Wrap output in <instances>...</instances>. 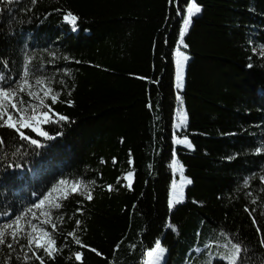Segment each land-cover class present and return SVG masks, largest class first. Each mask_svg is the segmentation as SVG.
Returning a JSON list of instances; mask_svg holds the SVG:
<instances>
[{
    "label": "trees",
    "instance_id": "1",
    "mask_svg": "<svg viewBox=\"0 0 264 264\" xmlns=\"http://www.w3.org/2000/svg\"><path fill=\"white\" fill-rule=\"evenodd\" d=\"M190 1L0 0V86L15 87L27 64L30 84L60 93L54 105L44 98L50 122L39 125L53 139L20 129L40 148L0 127V229L18 216L26 225L61 180L92 194L67 191L59 209L48 206L58 252L37 250L45 264H140L157 240L162 264H230V241L247 249L242 264H264V0H194L201 12L179 45ZM177 46L189 57L182 90ZM175 94L187 115L179 131ZM174 158L192 182L170 211ZM129 171L131 189L121 181ZM26 245L23 233L14 249L0 245V264H40Z\"/></svg>",
    "mask_w": 264,
    "mask_h": 264
},
{
    "label": "snow or ice",
    "instance_id": "2",
    "mask_svg": "<svg viewBox=\"0 0 264 264\" xmlns=\"http://www.w3.org/2000/svg\"><path fill=\"white\" fill-rule=\"evenodd\" d=\"M8 4H11L14 2V0H6ZM35 2V0H33ZM201 12V7L197 5V3L190 2L186 9V15H184L182 28L179 34V45H184V37L186 33L189 30V27L192 23L193 17L198 15ZM183 15V14H182ZM64 19L71 23L73 26L77 24L78 17L74 15L71 12H68ZM186 47V45H185ZM175 64H176V76H175V87L177 90H182L184 87V69L185 64L189 60V57L181 51L180 47L177 46L175 50ZM251 67V65H249ZM29 76V69L28 65L25 64V70L23 73L22 81L19 83H16L15 87H2L0 86V127H7L10 129H15L19 133L20 139L24 141H28L31 145H34L36 148H40L41 144L35 140L30 139L28 135H26L24 132L20 131V129H27L30 128L32 132H36L38 135L45 137L49 140L53 139L52 136H50L47 132L42 131L39 127L40 124H47L50 122V115L49 113L52 111L49 105L45 103V99L41 98V96L36 92L33 91V87L39 88L41 85H46L47 81L43 79L37 78L35 80V84L32 85L29 83L28 77ZM0 79H3V77H0ZM28 89L27 91V97L28 99L21 98V94L25 92V89ZM53 93L52 87L49 85L47 87V90L43 92L44 97H49L50 94ZM70 94V93H69ZM60 93L55 92L51 95V103L54 105L59 100ZM36 100L38 101L37 104L31 103V101ZM177 101L180 102L181 107L178 111L179 116V122L175 125L176 129L179 131L182 129L183 126L186 125L187 122V115L183 111L182 106V99L181 96L177 95ZM68 105L71 106L72 102L67 101ZM47 108L48 111H43L39 114V116L33 115L31 117L32 120H35L37 122V126H33L31 123L28 122L27 113L29 109H36V108ZM58 118L55 122L59 121H67L68 117L60 114H55ZM6 117V119H5ZM177 133H174V136H177ZM5 141L0 140V144H4ZM175 145H185L189 149L192 148V144L185 138V139H174ZM258 153L261 151V149L256 150ZM175 155V153H174ZM115 158H113V163H115ZM131 159L129 160V164H131ZM178 161L174 158L171 164V167L173 169V172L175 173L177 171ZM19 167V165H17ZM179 172L181 173V184L187 185L190 184L192 181L190 179H186L183 176V166L179 165L178 167ZM132 177L133 173L129 171L127 175L124 177L125 180L128 181L127 185H124L125 187H128L131 189L132 186ZM262 182H264V177L261 178ZM119 178L117 180V183H119ZM61 185L68 183L65 180H61L59 182ZM245 185H247V181H245ZM176 181L173 180L172 183V189L174 190L176 188ZM56 189H53L55 191ZM73 192L79 193L80 195H84L85 199L91 200L92 194L91 191L86 184H81L79 181L73 182ZM108 191L113 190L112 185L107 186ZM66 198V197H65ZM49 199L48 196H45L44 199L40 200L39 204L35 205L36 208H40L42 205L45 204V201ZM184 200L183 195L181 194L178 198L173 199L172 195L170 193V198L168 200V207L171 211L176 204L182 203ZM51 207L53 209H59L61 207V204L59 202L52 203ZM31 211V209L29 210ZM77 211H80V209H77ZM246 211H249L246 209ZM42 216L45 217L44 220L40 221L38 224H32L29 223L27 225L21 224V220L25 219L23 216H18L12 223H6L3 226V229H0V245H6L8 249H14V245L20 243L21 234L23 233V238L27 240V248L32 254V257L35 258L40 262V264H45V260L43 256L37 255V250L42 251L49 259H55V254L58 252V248L56 247L57 241L54 238V233L57 231V224L54 223L51 219V215L48 212H42ZM33 216H35V213H33ZM58 219H63L62 217H59ZM77 227L81 225L80 220L75 221ZM253 223H256L255 220H253ZM14 225L16 227H14ZM45 225H51V231H49ZM167 227H169L173 232L176 231V228L172 224H168ZM26 229H28L26 231ZM7 230H11L10 232ZM258 232H260V229H257ZM33 233H37L36 235H33ZM11 237V241H8V237ZM68 236L72 237L75 244L80 245L81 247H86L82 244V241L80 238L76 235L75 230L69 232L67 234ZM46 238V239H45ZM230 243V252L231 250H234V252H231V254H226L225 259L230 261V264H242V253L247 251L246 248H244L239 243L229 242ZM261 246L264 247V241H261ZM91 251L96 252L95 249H91ZM166 249L162 247L161 242L157 240L155 242L154 247L152 250L148 253V255L151 257L155 254V261L154 264H159V262L163 259L164 254L166 253ZM97 255H100L99 252H96ZM76 261L82 260V253L76 252L74 253Z\"/></svg>",
    "mask_w": 264,
    "mask_h": 264
},
{
    "label": "rangeland",
    "instance_id": "3",
    "mask_svg": "<svg viewBox=\"0 0 264 264\" xmlns=\"http://www.w3.org/2000/svg\"><path fill=\"white\" fill-rule=\"evenodd\" d=\"M190 2H192V1H190ZM189 2V3H190ZM188 3V4H189ZM188 6V5H187ZM186 9H187V7H186ZM186 9H185V15H186ZM258 53H260L261 52V50L259 49H257L256 50ZM175 60H176V56H175V59H174V88L176 89V87H175V83H176V80H175V76H176V64H175ZM35 84V82H33L32 83V85H34ZM33 91H36L40 96H41V98H45L44 96H43V92L45 91V90H47L46 89V87H44L43 85H41L39 88H36V87H33V89H32ZM177 90V89H176ZM27 91H28V89L26 88L25 89V92L24 93H22V95H24L25 96V98H23V99H28V97H27ZM175 96L177 97V94H175ZM22 98V97H21ZM31 103H33V104H37L38 105V101H36V100H33V101H31ZM180 107H181V105L178 107V109L176 110V113H175V119H174V122H173V127L174 128H176L175 127V125L179 122V116H178V111H179V109H180ZM41 113V108H36V109H29V111H28V113H27V118H28V122L29 123H32V124H37V122L35 121V120H32L31 119V117L33 116V115H36V116H39V114ZM5 119H6V117H5ZM174 139L175 138H173V144H174ZM180 139H185V138H180ZM175 145V144H174ZM180 146H182V147H186L185 145H180ZM186 148H188V147H186ZM178 167H179V165L177 166V171L174 173L173 172V169H172V174H173V179H172V182H171V185H170V193H171V195H172V198L173 199H176V198H178L181 194L183 195V190H184V187L186 186V185H182L181 184V173L179 172V170H178ZM127 175V173L126 174H124L122 177H121V181H122V185L124 186V185H127V183H128V181L127 180H125L124 179V177ZM185 177V176H184ZM186 178V177H185ZM187 179V178H186ZM173 180H175L176 181V188L173 190L172 189V183H173ZM125 187V186H124ZM54 189H56L55 191H51L50 193H48L46 196H48L49 197V199L47 200V201H45V204L44 205H42L40 208H36L37 209V211L36 212H33V213H35V216H33V213L29 216V218H28V221H27V224H29V223H32V224H38L39 223V219H38V217H37V215H36V213H40V217H44V216H42L41 215V213L42 212H47V208H48V206H50L52 203H56L58 200H59V198L65 193V192H67V191H70V192H73V184H68V183H66V184H63V185H61L60 183L54 188ZM170 197V196H169ZM44 199V198H43ZM39 204V203H38ZM26 224V225H27ZM28 230V229H27ZM37 233H33V235H36ZM46 239V238H45ZM152 250V249H151ZM151 250H149V251H147V252H145V254H144V257H143V259H142V261H141V263L140 264H154V261H155V254L153 255V256H149L148 255V253L151 251ZM164 256H165V254H164ZM164 256H163V259L159 262V264H162L163 263V260H164Z\"/></svg>",
    "mask_w": 264,
    "mask_h": 264
}]
</instances>
